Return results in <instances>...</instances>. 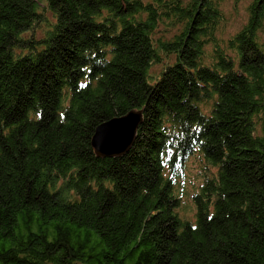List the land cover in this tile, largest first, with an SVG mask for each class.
Masks as SVG:
<instances>
[{
  "label": "trees",
  "instance_id": "1",
  "mask_svg": "<svg viewBox=\"0 0 264 264\" xmlns=\"http://www.w3.org/2000/svg\"><path fill=\"white\" fill-rule=\"evenodd\" d=\"M223 1L0 0V264H264V0L228 43ZM134 110L132 147L98 156ZM195 151L193 224L176 179Z\"/></svg>",
  "mask_w": 264,
  "mask_h": 264
},
{
  "label": "rangeland",
  "instance_id": "2",
  "mask_svg": "<svg viewBox=\"0 0 264 264\" xmlns=\"http://www.w3.org/2000/svg\"><path fill=\"white\" fill-rule=\"evenodd\" d=\"M253 0H225L220 4L221 11L223 13L222 20L217 25L216 35L219 40L228 43L240 29L244 27L249 19V6ZM47 19L42 23H39L33 30L25 33V37L43 38L48 33V29L51 27V22L55 21L51 10L46 9ZM180 30V27H179ZM176 26H167L165 23L160 24L159 28L155 33L156 38L171 39L172 36L179 31ZM259 41L261 42L264 49V28L258 32ZM212 45H209L205 49L203 61L211 62ZM207 51V52H206ZM226 52H228L226 50ZM166 60L174 61L175 56H171L170 59L164 58L163 62L156 64L152 67L151 72L158 74L162 68L166 65ZM204 112L211 111L212 102H206V100L200 104ZM131 120L129 131L133 132L135 124L137 122V115L129 117ZM125 120L119 121L120 123ZM117 124V122H116ZM112 136L110 137V139ZM116 147V143L107 142L103 145L105 148ZM108 150V149H107ZM110 150V148H109ZM184 162V163H183ZM182 162L183 173L179 172L178 178L176 179V192L182 199V205L178 209L179 215L191 221L193 224L196 223V209L193 203L192 196L202 185L205 174L207 172V160L201 155L199 151H195L192 155L184 158ZM179 170H180V166ZM212 169V167H210ZM169 166H166L165 174H169Z\"/></svg>",
  "mask_w": 264,
  "mask_h": 264
},
{
  "label": "water",
  "instance_id": "3",
  "mask_svg": "<svg viewBox=\"0 0 264 264\" xmlns=\"http://www.w3.org/2000/svg\"><path fill=\"white\" fill-rule=\"evenodd\" d=\"M133 114L137 115L138 120L135 124L133 132L129 131V133L127 135V139H125L126 141L124 142V144H123V141L121 142V145H123V148H120V149H122V150L116 152V149H118V148H116L114 146H112V147L108 146L110 148V150H109V148L103 147V145L107 142H110V143L115 142L116 146H117V143H119V139L118 140L113 139L114 136L116 135L115 134L113 136V134H114L113 129H115V127L118 126V124L124 123V121L122 123H120L119 121L125 120V121H127V122L129 121L131 123V120H129V117L132 116ZM142 120H143L142 111H135L134 110V111H130L129 113H127L126 115H124L122 117L115 118L114 120L112 119L110 122H107V123L101 125L99 128H97L96 134L94 135L93 140H92V145H93L95 153L98 156H102V157H105V156H121L124 153H126L132 147V145L135 141V138L137 135V130H138V127L141 124ZM116 122H117V124H116ZM111 136H112V138L110 139ZM96 137H97V140H96ZM96 141L98 142V145H97Z\"/></svg>",
  "mask_w": 264,
  "mask_h": 264
},
{
  "label": "bare ground",
  "instance_id": "4",
  "mask_svg": "<svg viewBox=\"0 0 264 264\" xmlns=\"http://www.w3.org/2000/svg\"><path fill=\"white\" fill-rule=\"evenodd\" d=\"M129 126H130V122L125 121L123 124H118V126H116L115 129H113V132H114L113 136L116 134L113 139L114 140L119 139V143H117V146H116V148H118V149H116V152L122 150V149H120V148H123V145H121V142L123 141V144H124V142L126 141L125 139H127V135L129 133ZM96 140H97V137H96ZM96 143L98 145L97 141H96ZM181 172L183 173V171H181Z\"/></svg>",
  "mask_w": 264,
  "mask_h": 264
}]
</instances>
